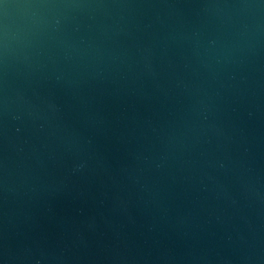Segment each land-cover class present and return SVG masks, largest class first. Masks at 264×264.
<instances>
[{
	"label": "water",
	"instance_id": "obj_1",
	"mask_svg": "<svg viewBox=\"0 0 264 264\" xmlns=\"http://www.w3.org/2000/svg\"><path fill=\"white\" fill-rule=\"evenodd\" d=\"M0 264H264V0H0Z\"/></svg>",
	"mask_w": 264,
	"mask_h": 264
}]
</instances>
